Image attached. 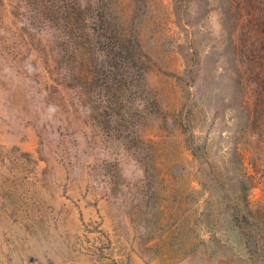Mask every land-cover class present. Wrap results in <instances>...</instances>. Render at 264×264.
Wrapping results in <instances>:
<instances>
[{
    "label": "rangeland",
    "instance_id": "374dc122",
    "mask_svg": "<svg viewBox=\"0 0 264 264\" xmlns=\"http://www.w3.org/2000/svg\"><path fill=\"white\" fill-rule=\"evenodd\" d=\"M0 264H264V0H0Z\"/></svg>",
    "mask_w": 264,
    "mask_h": 264
}]
</instances>
